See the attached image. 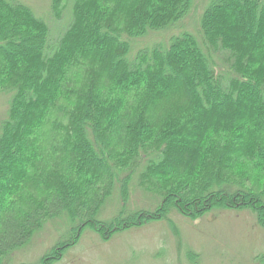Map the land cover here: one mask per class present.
I'll return each instance as SVG.
<instances>
[{"label":"trees","instance_id":"1","mask_svg":"<svg viewBox=\"0 0 264 264\" xmlns=\"http://www.w3.org/2000/svg\"><path fill=\"white\" fill-rule=\"evenodd\" d=\"M195 0H51V25L21 0H0V264L43 225L70 234L139 226L177 210L251 209L264 227V0H210L199 37L134 40L187 17ZM154 211H127L130 183ZM122 210L103 220L115 188ZM82 234V233H81Z\"/></svg>","mask_w":264,"mask_h":264},{"label":"rangeland","instance_id":"2","mask_svg":"<svg viewBox=\"0 0 264 264\" xmlns=\"http://www.w3.org/2000/svg\"><path fill=\"white\" fill-rule=\"evenodd\" d=\"M45 18L54 33L63 26L51 11V0H21ZM210 0H195L185 19L160 31H151L134 40L138 47L166 44L172 35L194 32L201 40L200 24ZM11 94L0 92V134L8 116ZM128 211H154L162 198L154 190L130 183L126 199ZM123 205L120 189L115 188L100 218H114ZM67 217L47 221L30 241L17 249L6 264H42L44 255L70 234ZM82 233V234H81ZM79 233L75 244L52 264H264V227L251 209H213L199 217H188L177 210L139 226L100 234L92 228Z\"/></svg>","mask_w":264,"mask_h":264}]
</instances>
